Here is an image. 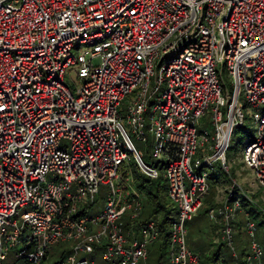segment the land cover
Instances as JSON below:
<instances>
[{"label": "built area", "instance_id": "obj_1", "mask_svg": "<svg viewBox=\"0 0 264 264\" xmlns=\"http://www.w3.org/2000/svg\"><path fill=\"white\" fill-rule=\"evenodd\" d=\"M125 98L130 130L150 136L148 162L121 123ZM245 110L255 129L240 161L264 194V0H0V264L16 244L21 264H43L50 246L66 241L53 264H95L87 256L95 249L110 264L144 261L162 233L155 219L138 222L142 194L126 152L148 178L161 169L166 180L175 212L162 258L198 264L186 222L212 164L227 172L225 151ZM99 186L105 200L88 216ZM241 196L256 205L229 176L206 213L233 264H264ZM238 210L248 239L241 260L231 228Z\"/></svg>", "mask_w": 264, "mask_h": 264}, {"label": "rangeland", "instance_id": "obj_2", "mask_svg": "<svg viewBox=\"0 0 264 264\" xmlns=\"http://www.w3.org/2000/svg\"><path fill=\"white\" fill-rule=\"evenodd\" d=\"M65 83L67 86L71 88V91L74 93L75 84L73 82V76L71 74L64 76ZM76 82V79H75ZM242 98V96H241ZM128 104V100L125 98L121 101L118 111L121 116V123L123 127L128 131L129 139L131 140L133 146L139 150L141 154V158L145 161H149V152H150V136L147 134L146 139L136 138L134 133L130 130V125L126 119V105ZM223 110V108H221ZM146 121H148L146 119ZM199 123H201L200 128H208L209 124L207 123V114H204L200 119ZM197 127V130L200 129ZM255 124L250 117V111L245 110V119L243 120L241 125L233 128L231 131L229 144L230 147L225 154L226 159V166L227 172H223L220 168L219 161L214 162L211 167L212 175H220L221 178L218 179L216 183V191L214 194V202L219 203L224 191L226 190L227 185L229 184L226 182L225 174L231 178H233L238 185L241 187L242 190L247 192L249 196L256 202V205L250 204L251 207H262L264 209V194L262 190L256 182L250 172V170L243 166L242 162L240 161V149L242 144L248 140L250 137L254 135ZM127 161L129 162V152H126ZM133 161V160H132ZM159 178L154 180L160 181V183L165 185L166 187V180L163 178V172L161 169H158ZM223 177V178H222ZM49 178V174L47 175ZM158 179V180H157ZM133 180V179H132ZM153 180V181H154ZM220 180V182H219ZM151 181V180H150ZM151 181V182H153ZM133 185L137 188L136 182L140 183V179L133 180ZM155 182V181H154ZM156 183V182H155ZM138 189V188H137ZM141 211L138 219L143 218V216L147 212V207H145V198L143 196V192H141ZM106 197V188L103 186H99L97 192L92 195L93 199H96L95 208L91 211L87 212L88 216L95 215L102 207V204ZM206 203L203 202L201 207L199 208L196 215L189 221L186 222V228L184 233V242L185 246L198 254L200 256L199 260L201 259L202 264H213L211 257L212 254L218 248V259L214 260L215 264H233V261L228 259V249L224 245H220L218 232L215 229L216 221L214 219H210L204 209H207ZM243 205V203H242ZM249 206V205H248ZM247 207L245 206L243 209L245 210ZM26 208L19 209L20 212L24 211ZM242 210H238L235 213V218L231 221V228H232V242L237 254L240 253L242 249H247L248 239L241 229L244 223V215ZM264 218V215H256L255 220H259ZM254 220V221H255ZM257 237V231L255 232ZM160 241L156 240L152 244L146 247L147 253L146 258L144 261H140L138 264H156L158 259V246ZM70 247V242H59L50 246L48 250V258L45 260L43 264H53L60 254L67 253ZM20 249V245H15L12 248L8 249L6 258L3 260V264H21V259H17L14 256V253ZM264 249V247H263ZM89 259L93 260L95 264H110L104 260H102L100 256V249H95V251L89 255H87ZM207 257L209 259H207ZM198 260V264H199ZM241 260V257H239Z\"/></svg>", "mask_w": 264, "mask_h": 264}, {"label": "trees", "instance_id": "obj_3", "mask_svg": "<svg viewBox=\"0 0 264 264\" xmlns=\"http://www.w3.org/2000/svg\"><path fill=\"white\" fill-rule=\"evenodd\" d=\"M229 148L230 147L228 146V148L225 151V154L227 153V150ZM129 159H130L129 164L131 167L130 172H131L132 179L133 180L140 179V183L136 182V185H137V188L141 192H143V196L145 198V207H146V205H148L146 214L143 216V218L138 219V222H142V221L149 219V218L155 219L158 222V225L160 227V231L162 234L159 237L160 240H158V241H160V243H159V246L157 247L159 254H158V259H157L156 264H166L165 260L162 258L161 250H162V248L165 244V240H166V236H165L166 234L164 232V229H165L167 223L172 219V217L174 215V212H175L174 207L172 206V204L169 202V200L166 197L165 185L164 184L162 185L160 183V181L150 179L146 175L141 173L138 170V168L136 167V165L133 163L132 157L130 154H129ZM229 175L230 174H228V175L225 174L226 177H224V178H225L226 182H228V180H229ZM157 178H159V177H157ZM220 178H221L220 175H212L211 172L208 174L209 188H208V191L205 194L203 201H202V204H203V202L207 204L206 205L207 209L209 207H213V206H216L218 204V203L215 204V202H214V194L216 191V183L218 182V179H220ZM150 180L151 181L154 180L156 183L154 181L151 182ZM219 182H220V180H219ZM240 201H241L242 209L245 206L247 207L245 210L243 209V211H245L249 215L250 219L255 220L256 215H257V213L255 211L256 207H253V205L251 207V205L248 202H246V200L242 196L240 197ZM242 203H243V205H242ZM207 209H204V210L206 211ZM255 224H256V228H257L256 239L264 247V218H261L259 220H255ZM218 227H219V225H215V229L217 231H218ZM216 234H218L217 236L219 238L220 245H224L228 249V257L227 258L230 259L231 261H233V257L230 253L229 248L220 240L219 231L216 232ZM218 248L219 247L216 248V251L212 254V257H211L213 264H215L214 260L218 259V257H219ZM245 251H246V249H242L240 251V253L238 254V259H239V257L242 258L244 256ZM64 254H66V253L60 254V256L64 255ZM199 258H200V256H199ZM207 259H209V258L207 257ZM199 264H202L201 259L199 260Z\"/></svg>", "mask_w": 264, "mask_h": 264}]
</instances>
